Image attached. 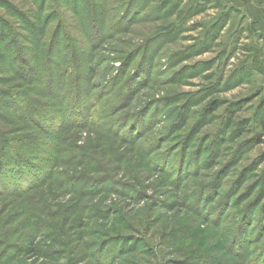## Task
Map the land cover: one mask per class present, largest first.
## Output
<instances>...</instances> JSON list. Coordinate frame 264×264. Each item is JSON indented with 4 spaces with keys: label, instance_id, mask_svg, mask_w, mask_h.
<instances>
[{
    "label": "rangeland",
    "instance_id": "374dc122",
    "mask_svg": "<svg viewBox=\"0 0 264 264\" xmlns=\"http://www.w3.org/2000/svg\"><path fill=\"white\" fill-rule=\"evenodd\" d=\"M1 143L0 264H264V0H0Z\"/></svg>",
    "mask_w": 264,
    "mask_h": 264
},
{
    "label": "trees",
    "instance_id": "16d2710c",
    "mask_svg": "<svg viewBox=\"0 0 264 264\" xmlns=\"http://www.w3.org/2000/svg\"><path fill=\"white\" fill-rule=\"evenodd\" d=\"M48 53H49V51H48ZM51 78H52V76H51ZM52 80V79H51ZM59 88V87H58ZM48 89H50V92H52L53 91V87H48ZM10 90H8V92H6L3 96L4 97H8L9 99H16V95H14V93L13 92H9ZM19 106H22V105H19ZM23 107V106H22ZM22 107H19V109H21L23 112H21V113H24V108H25V112H26V109H27V111L28 112H26V113H29V114H20V115H16V117H20V118H23V119H26L27 120V118L28 117H30V118H32L33 117V108L32 107H28V106H25L24 108H22ZM30 110V111H29ZM13 113V112H12ZM3 146H4V144L3 143H1V146H0V151H1V154H2V156H7V153L8 152H11V149H9L8 151L6 150V149H4L3 148ZM8 147V145H6L5 146V148H7ZM3 150V151H2ZM7 158H10V156H7ZM25 174V172L23 171L22 172V175H24Z\"/></svg>",
    "mask_w": 264,
    "mask_h": 264
},
{
    "label": "crops",
    "instance_id": "0c3cea01",
    "mask_svg": "<svg viewBox=\"0 0 264 264\" xmlns=\"http://www.w3.org/2000/svg\"><path fill=\"white\" fill-rule=\"evenodd\" d=\"M251 1H253V0H251Z\"/></svg>",
    "mask_w": 264,
    "mask_h": 264
}]
</instances>
